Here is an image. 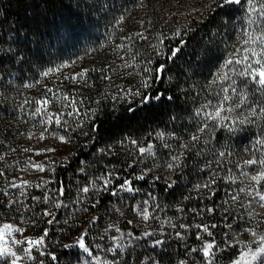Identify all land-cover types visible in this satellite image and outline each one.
I'll use <instances>...</instances> for the list:
<instances>
[{"label":"trees","instance_id":"obj_1","mask_svg":"<svg viewBox=\"0 0 264 264\" xmlns=\"http://www.w3.org/2000/svg\"><path fill=\"white\" fill-rule=\"evenodd\" d=\"M205 2L202 18L164 22L145 18L135 0H0V212L5 218L40 219L44 197H56L62 205L51 206L55 217L51 220L59 222L64 233L49 224V237L63 243L77 223L75 232L86 225L100 239L109 223L120 221L124 227L143 200L148 201L149 211L156 207L164 217L167 231L181 235L166 236L164 245L150 256L142 255V248L132 249L127 256H140L132 264H140L146 256L159 264H175L194 248L199 259L200 228L195 226L202 224L217 226L210 228V239L217 242L225 262L234 259L238 250L229 245L231 234L244 233L249 225L243 220L255 216L244 204L248 192L239 191L245 179L242 168L245 161L259 160L264 152L261 149L254 156L252 147L264 134V119L240 121L248 117L253 102H264V89L238 78L237 92L246 88L249 103L226 113L231 120L223 123L231 130L197 115L208 101L219 103L217 93L227 82L212 81L228 55L240 47L246 19L237 18L236 23L233 18L246 14V0L238 5ZM168 13L173 15V10ZM177 48L180 51L173 57ZM160 65L165 67L158 78ZM55 68L59 71L43 75ZM145 79H149L147 88L141 86ZM56 91L75 97L79 114L62 98L57 112L64 113L61 124L41 123L46 117L32 115L35 101L52 98ZM6 95L22 99L26 111L5 104ZM54 103L55 99L48 106L50 113ZM230 103H239L238 96ZM205 123L208 127L198 132ZM31 129L33 140L27 144L22 134ZM192 135L199 139L192 140ZM44 140H49L52 151L33 154ZM149 144L153 153L141 155L139 148ZM220 152L225 155L219 156ZM27 157L49 163V188L39 179L19 186L17 172L3 167L10 162L19 165ZM169 164L171 179L163 173ZM140 176L144 178L137 179ZM101 177L112 180L106 191ZM125 179L132 181L133 191L119 189ZM84 187H89L88 193L81 191ZM113 189L117 195L111 194ZM233 195L241 198L234 201Z\"/></svg>","mask_w":264,"mask_h":264},{"label":"snow or ice","instance_id":"obj_2","mask_svg":"<svg viewBox=\"0 0 264 264\" xmlns=\"http://www.w3.org/2000/svg\"><path fill=\"white\" fill-rule=\"evenodd\" d=\"M224 4H240L241 0H223ZM246 19H245V27L242 29L241 35L243 39L240 41V47L236 48L234 52L230 53L228 57L222 63L220 69L214 76L212 81L213 84L220 83L224 85L227 82L226 86H222L220 91L217 93L219 97V103L212 105L211 101H208L202 109L197 111V115L203 114L210 120H215L223 127H229L228 124H224V121L231 120V117L226 113H234L237 108H241L249 103V92L245 89L241 90L239 93L237 92V83L238 78H244L245 82L247 80H251L255 84L259 85L261 89H264V0H246ZM121 47H123L121 45ZM180 51L179 48L173 50L172 56H176V54ZM164 65H160L159 68L156 69L157 77L159 78L160 74L164 71ZM59 71V68L48 69L43 73L44 76H48L51 72ZM87 71V70H85ZM146 72H150V69H145ZM79 76H83L84 73L78 74ZM75 79V78H74ZM150 79V77H149ZM149 79H145L142 81V87L147 88L149 86ZM30 87L31 85H27ZM231 90V95H229V91ZM49 92L52 90L49 89ZM136 94H139L137 92ZM234 96H238L239 103L233 106L230 102L232 101ZM159 98V97H157ZM53 99L59 101L61 99L56 93H53V97L49 98L45 96L39 100L35 101L37 107L34 109L32 115L33 116H41L46 117L45 119H41V123L47 122L48 124L55 123L57 125L61 124V117L64 113H50L48 112V106L53 102ZM147 99V97L145 98ZM63 100L68 103L65 105L66 107H71L75 113L79 114V109L76 107L77 101L75 97H69L66 94L63 96ZM28 103V101H25ZM227 105V107H225ZM212 107L211 112H206L204 109ZM131 111V109H130ZM67 115H73V112H68ZM250 117H255L257 120L264 119V102H260L259 105L256 102H253V106L248 111V117H245L240 123H250ZM232 125L236 123V120L231 121ZM208 127L207 123H205L202 127L198 129V132H203ZM55 135V133H53ZM158 136L163 137V133H158ZM41 138H43V133L41 134ZM58 139L65 140L64 136H58ZM192 140L196 141L199 139L198 135H192ZM133 144H136V141H132ZM152 145L149 144L147 148L141 147L139 148V152L144 154L147 151H151ZM253 155L255 156L256 151H260L264 149V134H261L253 143ZM26 151H29L26 149ZM47 151H52V149H48ZM225 155L224 152H220L219 156L223 157ZM173 159H178L177 157H173ZM246 165H256L259 164L261 167L257 171L256 175L250 177V179L255 182V186L248 189V193L253 195L254 197H258L259 201L264 202V191H261L259 186L262 181H264V152H261V158L250 159L245 161ZM32 167L39 171H44V164L32 162ZM169 168L172 167L171 164L168 165ZM112 174L109 173L110 177ZM243 175H247L244 173ZM143 176L137 177V179H143ZM103 183L101 185L103 190H107L108 185L112 183V180L109 178L101 177ZM228 179L234 180L235 177H228ZM23 184H28V181H22ZM211 183H215L212 181ZM16 186V185H13ZM41 185H37L40 187ZM208 187L209 185H204ZM120 190L133 191L132 181L125 179L124 182L118 185ZM92 188L95 189V183L92 184ZM89 187H84L81 189L83 193L89 192ZM241 192L246 191L245 188H240ZM59 194L62 196L64 194L63 188L59 190ZM112 195H117L115 189H113ZM34 199H39L38 197ZM233 200L237 199V196H232ZM45 202L48 200V197H44ZM62 202L56 201L53 206L55 208H60ZM209 211H213V209H209ZM46 216H53L54 214L51 212H45ZM143 218L147 220L149 218V213L145 210L143 212ZM48 224H52L53 220H48ZM131 223V221H129ZM110 227H112L110 225ZM181 228L188 227L186 225H180ZM195 227L200 228L203 233H206L209 237L213 236V233L210 231V228L217 227L216 225H196ZM259 227V225H257ZM118 232L119 228L116 229ZM25 229L19 226H15L10 223L0 224V260H6L7 264H21L22 260L25 261H33L35 260V256L33 255L34 250H40L45 244V238L48 236V229H45L43 234L38 237H25L24 239H16V233H23ZM246 231L250 232L253 236H256L255 241H237L239 245V254L235 259L231 261V264H264V232L257 233L256 228L246 229ZM87 233L81 234V236L75 241L74 244H65L64 249H73L79 248L84 253H88L91 255L90 249L86 244ZM124 233H121L119 237H113L112 239L116 241V247L109 249V251H116V248L124 247V244L121 243ZM144 236L154 235V233L144 232ZM177 236H180V233H177ZM198 240H202V246L199 249L203 253L205 258V264H215L216 253L219 251L217 242L213 238L212 240H204L203 236L198 234ZM156 245H160L163 243L161 240H156L154 242ZM255 244V247H253ZM14 245H27L26 247H22L19 249H15ZM192 251H197V249H192ZM44 252H40V255H44ZM51 255L53 261L57 259L54 254ZM94 260L99 261L101 258L99 256L92 257ZM39 264H43L41 260ZM179 264H186L185 261H180Z\"/></svg>","mask_w":264,"mask_h":264},{"label":"rangeland","instance_id":"obj_3","mask_svg":"<svg viewBox=\"0 0 264 264\" xmlns=\"http://www.w3.org/2000/svg\"><path fill=\"white\" fill-rule=\"evenodd\" d=\"M136 2V8L143 13L145 11L146 17L145 18H160L162 21L167 22L170 18H202L201 13L206 7L205 0H135ZM162 3V4H161ZM161 4V5H160ZM238 5V4H236ZM247 7V5H246ZM169 10H173V15H169ZM178 10V11H177ZM240 10V9H239ZM236 23L239 21L237 18H246V14H236L234 15ZM220 62H218L219 64ZM217 64V65H218ZM56 94L63 98V93L60 91H56ZM38 96V95H37ZM48 97V96H47ZM61 99L59 101H56L54 105L51 108V113H57L60 109L59 104L62 103ZM4 102L7 105L14 106L16 108H19V110H25L24 109V101L20 98L16 97H9L8 95L5 96ZM49 112V108H48ZM236 119L241 118V114H236ZM24 120V118H21V121ZM33 128V125H32ZM33 134L34 130L31 129L28 133L22 134L23 140L25 143L30 144L33 140ZM243 147V145H242ZM49 149V140H44L42 142V146L40 149H33L31 152L33 154H38L39 152L42 155H46V153H49L47 151ZM242 152V150H241ZM153 153L151 151H147L144 154H141L143 156H148V154ZM243 153V152H242ZM144 160L146 158L144 157ZM147 163L149 160H146ZM145 161V162H146ZM32 162L35 163H42L44 164V171H39L32 167ZM4 168L17 172V175L19 177L18 185L19 186H27L28 184H32V182L39 180H43L44 183H46V186L49 188L48 182L51 180L47 174L49 173V163L39 162L36 157L28 158L24 161H22L21 164L15 165L10 162L8 165L3 166ZM149 169H154L153 167H149ZM147 170V168H146ZM244 173H247L245 176L244 181L241 183L240 187L245 188L246 192H248V189L255 186V182H253L250 177L257 174V171L259 170V167L257 165H243L242 168ZM167 178L171 179V173L172 169L167 168L163 172ZM40 176V178H39ZM22 181H28V184H23ZM48 184V185H47ZM261 191H264V181L261 182L259 186ZM3 189L0 187V194H2ZM121 192V191H120ZM245 193L242 192L243 195ZM7 194V193H6ZM8 194H13L9 192ZM118 195L121 197L122 195L118 192ZM241 198V196H237V199L234 201H238V198ZM232 198V196H231ZM49 200L51 202H49ZM233 200V199H232ZM58 201L56 197H48V200L44 203L46 205L41 212H43V216L40 217V219L35 220H28L24 218L22 215L20 218L16 219H7L4 217L3 214L0 212V224L3 223H10L15 226L22 227L25 229L23 233H16L15 237L16 239H24L25 237H38L43 234L45 229H48V236L45 238V244L40 250H34L33 255L35 256V260L33 261H25L22 260L21 264H39V262L42 260L43 264H132V262L137 257L140 256H134L129 257L127 256L128 253L135 249L136 247L142 248L141 251L142 255L148 254L150 256V253L155 252L154 250L160 249L164 243L166 242V236H176L177 237V231L170 230L167 231L164 227L167 226V224L164 223V217L162 218L159 214L156 207L153 209L148 208V201H139L137 203L135 209H134V215L130 217V219H126L127 221L124 223V227L120 226V221L115 223H109L105 228V232L103 233V237L100 239H97L98 233H92L88 230L86 225H84L82 228H80L78 231H74V229L77 228L78 224L74 223V226L71 228L69 234L70 239L67 241H64L63 243L56 241L52 237H49V224L47 223L48 220L52 219V216H46L44 215L45 212H51L52 209L51 206H53L54 202ZM244 204L246 206L250 207V209L253 210V214L255 215L254 218H248L244 219L243 222L249 225L247 229L250 228H256L257 233L264 232V202L259 201L258 197H254L253 195H250L249 193L246 194V199L244 200ZM147 211L149 213V218L145 220L143 218V212ZM20 211L17 212V216L19 215ZM54 214V213H53ZM86 218V216H85ZM114 220V219H113ZM124 220V219H122ZM131 221V223H129ZM59 222H53L50 224V226L54 227L57 226V232H62L63 228L59 227ZM72 224V223H71ZM110 225L112 227H110ZM259 225V227H257ZM43 231L41 232L40 230ZM119 228V232L116 230ZM144 232H150L154 233V235L150 236H144ZM64 233V232H62ZM87 233L85 240L86 244L90 249L91 255L88 253H84L79 248H73V249H64L65 244H74L75 241L81 236V234ZM121 233H124V237L121 241V243L124 244V247L122 248H116V251H109L111 248L116 247V241H114L113 237H119ZM198 234L203 236L204 240H211L210 237L203 233L202 230L198 231ZM181 235V233H180ZM256 236H253L250 232L246 231L244 233L235 231L231 234V242L229 243L230 247H234L233 249L238 250L239 254V245L237 244V241H255ZM156 240L163 241L162 244L156 245L154 242ZM200 247L202 246V240H200ZM27 245H14L13 247L15 249H19L22 247H26ZM253 247H255V244H253ZM219 251L216 253L215 258V264H231V261L225 262V256L224 254H220V248H218ZM62 250H70L71 253L65 256L57 257L55 261L52 260L51 255L56 252H60ZM44 252V255H40V252ZM55 251V252H54ZM195 251H191L188 255H185L183 259L176 260L175 264H179L180 261H185L186 264H205V258L203 256V253L200 251L199 259L197 255L194 254ZM194 254V255H193ZM237 254V255H238ZM55 255V254H54ZM236 255V256H237ZM99 256L101 259L99 261L94 260L92 257ZM149 256H146L145 259L140 261V264H159L157 260H154L150 258ZM234 257V259L236 258ZM179 258V257H178ZM181 258V257H180ZM0 264H7L6 260H0ZM139 264V263H134Z\"/></svg>","mask_w":264,"mask_h":264}]
</instances>
